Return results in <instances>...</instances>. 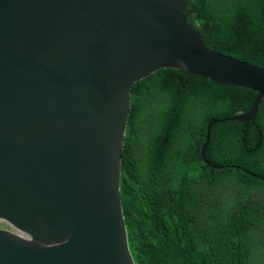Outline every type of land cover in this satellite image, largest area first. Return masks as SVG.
Segmentation results:
<instances>
[{"label": "water", "instance_id": "95a60500", "mask_svg": "<svg viewBox=\"0 0 264 264\" xmlns=\"http://www.w3.org/2000/svg\"><path fill=\"white\" fill-rule=\"evenodd\" d=\"M182 0H0V264H136L121 200L133 85L181 68L258 92Z\"/></svg>", "mask_w": 264, "mask_h": 264}, {"label": "trees", "instance_id": "16d2710c", "mask_svg": "<svg viewBox=\"0 0 264 264\" xmlns=\"http://www.w3.org/2000/svg\"><path fill=\"white\" fill-rule=\"evenodd\" d=\"M207 47L264 68V0H182ZM181 68L137 81L121 200L136 264H264V99Z\"/></svg>", "mask_w": 264, "mask_h": 264}, {"label": "flooded vegetation", "instance_id": "af4514ba", "mask_svg": "<svg viewBox=\"0 0 264 264\" xmlns=\"http://www.w3.org/2000/svg\"><path fill=\"white\" fill-rule=\"evenodd\" d=\"M1 225V224H0Z\"/></svg>", "mask_w": 264, "mask_h": 264}]
</instances>
